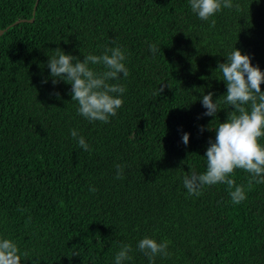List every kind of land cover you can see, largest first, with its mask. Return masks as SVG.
<instances>
[{
	"label": "trees",
	"instance_id": "trees-1",
	"mask_svg": "<svg viewBox=\"0 0 264 264\" xmlns=\"http://www.w3.org/2000/svg\"><path fill=\"white\" fill-rule=\"evenodd\" d=\"M35 2L0 0V238L27 253L21 264H115L121 244L133 249L125 264H150L137 250L146 236L170 241L155 264H264V183L248 190L237 169L230 178L247 196L238 205L225 184L198 197L183 186L206 171L208 128L233 110L203 115L202 95L227 91L218 64L236 48L264 71V0H233L240 10L223 9L214 27L189 0H38L32 13ZM117 45L130 73L111 81L126 86L123 107L89 122L71 85L53 84L49 58L60 48L83 61Z\"/></svg>",
	"mask_w": 264,
	"mask_h": 264
},
{
	"label": "clouds",
	"instance_id": "clouds-1",
	"mask_svg": "<svg viewBox=\"0 0 264 264\" xmlns=\"http://www.w3.org/2000/svg\"><path fill=\"white\" fill-rule=\"evenodd\" d=\"M191 11L203 21H211L215 26L214 17L223 9L235 7L240 10L239 4L233 0H189ZM150 52L155 55L159 48L156 44L149 46ZM127 59L126 51L120 47H105L102 55L89 54L83 61L71 54H65L60 48L55 49V55L48 61L53 84L63 80L71 85L72 101L78 103V115L89 122L109 123L110 117L117 115L123 107L122 95L126 86L111 81H119L129 76V69L124 61ZM90 65H103L104 71H96ZM217 71L221 73V80L226 84V94L213 100L214 93L202 95V105L206 109L205 116L215 117L221 110L220 105L225 104L233 110L228 113L227 120L220 122L215 131V140L209 141L205 153L207 161L206 171L197 174L190 171L183 177V186L189 195L200 196L205 186L225 184L231 190L230 196L233 204H240L247 196L243 186H237L234 176L237 169H242L250 175L247 188L251 190L253 184L264 183V145L259 142L264 138V71L253 66L251 57L234 49L226 57L225 63H219ZM122 74V75H121ZM163 88L159 89V94ZM204 131V126H201ZM78 146L86 152L93 149L76 129L70 132ZM188 133H184L182 141L189 143ZM124 165L117 164L116 178H124ZM89 191H96L90 187ZM30 219V218H29ZM170 241L157 242L153 238L144 237L138 241L137 250L142 252L155 264L157 256L170 257ZM132 246L121 244L115 255V264H125L131 261ZM72 255H79L73 252ZM22 252L17 242L8 238H0V264H21Z\"/></svg>",
	"mask_w": 264,
	"mask_h": 264
},
{
	"label": "water",
	"instance_id": "water-1",
	"mask_svg": "<svg viewBox=\"0 0 264 264\" xmlns=\"http://www.w3.org/2000/svg\"><path fill=\"white\" fill-rule=\"evenodd\" d=\"M37 2H38V0H36V2H35V5H34V7H33V10H32V13H34V11H35V8H36V5H37ZM25 20H20V21H17V22H15L14 24H18V23H20V22H24ZM30 21H32V20H30ZM2 33V31H0V34Z\"/></svg>",
	"mask_w": 264,
	"mask_h": 264
}]
</instances>
